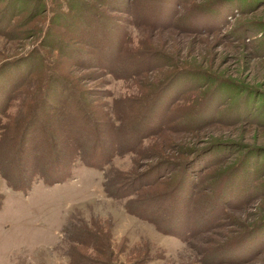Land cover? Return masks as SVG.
Returning a JSON list of instances; mask_svg holds the SVG:
<instances>
[{
    "label": "rangeland",
    "instance_id": "374dc122",
    "mask_svg": "<svg viewBox=\"0 0 264 264\" xmlns=\"http://www.w3.org/2000/svg\"><path fill=\"white\" fill-rule=\"evenodd\" d=\"M7 4L13 8L3 12ZM0 31V64L29 68L0 116L13 144L15 124L50 72L71 83L110 143L114 126L132 131L161 83L168 97L158 108L161 129L128 141L104 169L78 160L63 180L36 179L26 191L0 179V264L95 257L98 230L109 239L110 264H264V0H0ZM46 31L67 43L65 54L42 45ZM89 31L96 40L97 31L123 35L112 70L102 61L75 66V50L95 57L82 42ZM104 122L114 126L106 131ZM48 128L61 136L53 122ZM144 173L154 182L133 190ZM177 185L189 196L186 231L179 219L148 220L152 207L143 210L147 219L134 214L138 196ZM224 189L229 196L210 217Z\"/></svg>",
    "mask_w": 264,
    "mask_h": 264
},
{
    "label": "trees",
    "instance_id": "16d2710c",
    "mask_svg": "<svg viewBox=\"0 0 264 264\" xmlns=\"http://www.w3.org/2000/svg\"><path fill=\"white\" fill-rule=\"evenodd\" d=\"M7 8L12 9L13 5L11 4L10 7L7 4L3 12H6ZM0 32V34H3L5 31ZM106 33V31H97L98 40H96L95 35L90 31L89 34L87 33V37L91 40L83 39L82 42L93 46L97 52L95 53V57L93 55L92 57H88L83 53L84 51H82L81 56L79 55L81 51L78 53L75 50L77 54L72 55L75 66L92 65L95 67L99 66V62L102 61L105 67L108 66V69L112 70L113 66L117 65L121 57L123 35L118 40H113L111 36L107 37ZM44 35L46 41L43 40V46L52 48L58 54L62 52L65 54V51L60 49V44L67 46V43H64L61 38L52 35L48 31ZM92 36L95 38H92ZM36 54L38 55V52L35 50L34 54L31 53L30 56H36ZM18 66H12L6 62L0 64V116L4 115L8 106L7 103L28 75L29 68L20 69ZM48 79L49 81L45 84L42 92L39 95L37 94L32 108H30L29 112L24 115L20 122L15 124L16 136L14 144L13 142H8V138L5 137L6 126L0 125V179L5 181L10 189L26 191L36 179H40L46 184L63 180L69 175L71 165L78 160L84 162L87 166L104 169L115 154L127 149L126 143L128 141L130 144H139L140 139L150 135L154 131L160 130L162 127L160 122L164 121L163 115L165 110L159 111L158 108L161 101L168 98L163 99L165 94L162 87L163 83L154 92V96H157L155 100L151 98L153 101L145 107L140 120L133 125V132L131 131L127 134L124 130H118L119 128H116L114 123L110 122L109 124L108 122H104V130L106 129V131L110 129L109 126H114V134L111 132L114 137H112V142L110 143L103 137V133L102 136L98 131L96 121L92 120L89 113L80 105L78 99L75 97L76 91L71 86V83L54 72H50ZM181 82L178 84L180 85ZM37 110L43 112L42 115L48 119L47 122H53L58 126L61 134L60 137H54L50 133L48 128L49 123L47 125L40 116L41 114H37ZM154 112L155 115H153ZM58 138H64L65 140L62 142L60 139L61 143H59L60 140ZM4 151L9 153V158L3 161L1 155ZM189 162L188 164L186 163L187 166H189ZM148 173L138 176L139 178L136 181L139 183L132 186L133 190L139 186L154 182L146 183V180H150ZM225 185L227 187L229 184L226 183ZM225 191L227 190L224 189L222 191L224 193L218 192V196L213 198L212 202L215 213L210 214V217L219 213V204L223 202L222 198L229 196ZM138 197L134 201V206L138 208V212L140 211L139 213H134L138 217L146 218L142 214L144 213L143 210L152 207L150 210L152 214L149 215L148 220L158 223L165 220L166 226H169L171 223L175 225L174 219H179L175 223L179 225V228L183 227L184 231L190 225L192 216L188 208L190 205L189 196L181 193L178 185L170 189L169 192ZM166 200L170 203L167 211L160 207ZM157 211L158 215L155 213ZM131 212L133 211L131 210ZM95 233L98 235L97 240L92 237L95 240L90 244V251L95 257L75 252L78 257L75 256L74 259H70V264H110L108 259L111 255L109 239L99 230ZM77 244L82 245L79 241Z\"/></svg>",
    "mask_w": 264,
    "mask_h": 264
}]
</instances>
